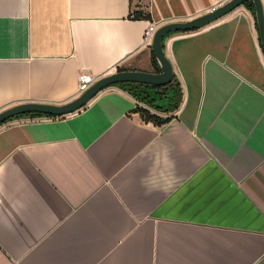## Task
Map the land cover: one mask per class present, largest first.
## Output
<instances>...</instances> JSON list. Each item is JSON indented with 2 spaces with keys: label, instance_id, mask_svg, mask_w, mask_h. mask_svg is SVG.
Returning a JSON list of instances; mask_svg holds the SVG:
<instances>
[{
  "label": "crops",
  "instance_id": "1",
  "mask_svg": "<svg viewBox=\"0 0 264 264\" xmlns=\"http://www.w3.org/2000/svg\"><path fill=\"white\" fill-rule=\"evenodd\" d=\"M216 1L0 0V111L69 102L84 70L155 72L148 26ZM162 42L181 88L174 112L110 85L74 113L0 125V264H264L255 13L242 4Z\"/></svg>",
  "mask_w": 264,
  "mask_h": 264
},
{
  "label": "water",
  "instance_id": "2",
  "mask_svg": "<svg viewBox=\"0 0 264 264\" xmlns=\"http://www.w3.org/2000/svg\"><path fill=\"white\" fill-rule=\"evenodd\" d=\"M245 2H251L254 6L260 44L264 52V6L262 0H228L221 6L216 7L201 16L181 22H170L159 26L155 30L150 50L159 65V72H149L144 70H118L111 74L98 77L75 99L64 104L26 102L6 108L0 111V125L14 116L32 112L55 117H61L74 113L86 106L87 103L101 90L119 82H135L156 86L169 83L174 77V71L171 62L167 58L164 51V44L162 42L164 36L171 32H186L204 28Z\"/></svg>",
  "mask_w": 264,
  "mask_h": 264
},
{
  "label": "trees",
  "instance_id": "3",
  "mask_svg": "<svg viewBox=\"0 0 264 264\" xmlns=\"http://www.w3.org/2000/svg\"><path fill=\"white\" fill-rule=\"evenodd\" d=\"M244 5H246L253 13H255L254 6L251 2H245ZM132 16L133 18H138V19L150 18L148 12H143L140 9L135 10L132 13ZM151 58H152V62L154 63V71L159 72L160 71L159 65L152 52H151ZM120 70L122 69L120 68ZM113 85H116L121 89L127 91L137 100L144 103L146 106L160 112H165V113L174 112L176 109L179 108L181 103V88L175 75L169 83L160 86L135 83V82H119ZM136 112H140L141 115L144 116L146 120H152L156 124L166 123L171 119L170 116L166 118H160L155 114L149 113L148 110L143 107H137ZM28 117L57 118L55 116L32 112V113H26V114L14 116L13 118L7 121L14 119L28 118ZM7 121H5L4 123H6Z\"/></svg>",
  "mask_w": 264,
  "mask_h": 264
},
{
  "label": "built area",
  "instance_id": "4",
  "mask_svg": "<svg viewBox=\"0 0 264 264\" xmlns=\"http://www.w3.org/2000/svg\"><path fill=\"white\" fill-rule=\"evenodd\" d=\"M228 0H217L214 6L210 9L213 10L216 7L221 6ZM157 29V26L155 24H150L148 28L145 30L143 35V42L142 45L146 47H150L153 34L155 30ZM98 77L92 75L88 71H81L78 75V91L79 93L83 92L85 89H87Z\"/></svg>",
  "mask_w": 264,
  "mask_h": 264
}]
</instances>
